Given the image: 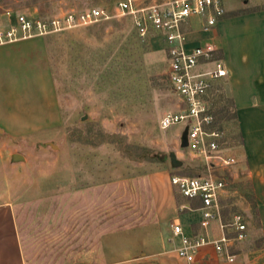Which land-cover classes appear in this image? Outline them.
<instances>
[{
    "label": "rangeland",
    "instance_id": "1",
    "mask_svg": "<svg viewBox=\"0 0 264 264\" xmlns=\"http://www.w3.org/2000/svg\"><path fill=\"white\" fill-rule=\"evenodd\" d=\"M119 1L0 0V27L7 24V10L47 17L102 5L111 16L40 36L55 90V109L48 113L55 114L29 135L7 134L0 127V197L15 202L27 264L151 262L163 224L150 176L163 169L187 176L206 173V160L182 145L185 126H161L166 112L184 106L170 86L162 41L154 33L139 37L131 16L118 9ZM154 1L162 0H136ZM23 82L18 77L15 110L30 98ZM39 90L37 100H48L43 82ZM208 99L213 128L222 133L220 149L226 152L239 137L224 80ZM222 167L215 166V173L229 177ZM228 187L223 218L231 222L240 214L246 224L244 237L235 236L229 252L239 254L240 264H264L250 186L234 180Z\"/></svg>",
    "mask_w": 264,
    "mask_h": 264
},
{
    "label": "crops",
    "instance_id": "2",
    "mask_svg": "<svg viewBox=\"0 0 264 264\" xmlns=\"http://www.w3.org/2000/svg\"><path fill=\"white\" fill-rule=\"evenodd\" d=\"M221 1L225 12L212 30H204V16H193L181 26L187 33L189 48L213 42L216 47L213 60H222L227 69L226 76L212 80L206 93L209 101L214 85L224 80L233 105L239 137L238 143L226 152L219 147L221 154L236 158L235 163L222 167L227 168L231 175L226 177L228 185L220 196V215L210 220L209 227H203L201 199L183 196L171 183V176L178 173L170 174L167 169L155 172L150 176V184L157 216L163 224L161 237L156 240L160 249L155 256L149 257L156 259L138 264H240L235 259L239 254L229 252V246L236 240L237 234L231 226L234 217L231 222H226L221 207L228 186L234 180L250 186L249 192L256 207L258 228L264 243V1L249 0L244 5L236 0ZM157 39L162 41L165 50L162 38ZM42 43L43 37L35 36L0 45V127L7 130V134H32L45 128L47 124H43V120H51V115L55 114L48 113L55 109V90ZM213 60L202 59L197 70L212 68ZM18 77L23 78L24 87H29L30 98L23 100L22 107L15 110L12 105L16 102ZM12 78H15L14 82L8 85L7 80ZM42 82L48 92V100L44 98L43 101L37 100L41 92L39 90L38 93L37 89L42 87ZM213 127V123L209 125V128L216 129ZM221 139L222 133L218 141ZM158 187H163V191H158ZM1 196L0 264H27L15 202L9 196ZM172 223H179L188 236L205 235L209 239H216L224 232L229 241L220 253L215 251L212 244L202 246L194 261L189 262L175 251L181 245V238L174 235ZM231 256L233 260H230ZM132 260L126 264H135Z\"/></svg>",
    "mask_w": 264,
    "mask_h": 264
},
{
    "label": "built area",
    "instance_id": "3",
    "mask_svg": "<svg viewBox=\"0 0 264 264\" xmlns=\"http://www.w3.org/2000/svg\"><path fill=\"white\" fill-rule=\"evenodd\" d=\"M118 9L122 14L131 16L139 37L151 38L154 33V36L161 37L165 44L168 80L184 106L177 111L166 112L161 119V126L167 128L183 124L188 127L187 148L206 160L207 169L204 175L173 174L171 183L183 196L201 199V225L207 228L210 220L220 215V196L228 185L226 176L215 173L214 167L228 166L236 162L234 156L219 152L218 139L221 132L209 128L213 123V116L210 112L211 105L206 99L212 80L226 76L227 69L222 60H213V51L216 49L213 42L189 48L187 33L181 26L193 16H204V30H212L225 12L222 1L165 0L143 4L137 3L136 0H121ZM4 14L7 24L0 27V44L88 26L111 17L107 8L102 5H93L81 11H69L58 16H27L10 10ZM202 59L213 60L214 66L202 71L197 70ZM231 226L235 228L236 238L242 239L246 224L240 214L234 216ZM221 227L225 228V225L221 224ZM172 230L174 235L181 238V245L176 250L178 256L189 262L194 261L202 246L212 244L215 251L220 253L229 241L224 232L216 239H209L205 235L188 236L184 234L179 223H172ZM230 260H233L232 256Z\"/></svg>",
    "mask_w": 264,
    "mask_h": 264
},
{
    "label": "water",
    "instance_id": "4",
    "mask_svg": "<svg viewBox=\"0 0 264 264\" xmlns=\"http://www.w3.org/2000/svg\"><path fill=\"white\" fill-rule=\"evenodd\" d=\"M185 130L188 132V127H185ZM182 145L184 146V147H187V145H188V135L185 137V136H182Z\"/></svg>",
    "mask_w": 264,
    "mask_h": 264
},
{
    "label": "trees",
    "instance_id": "5",
    "mask_svg": "<svg viewBox=\"0 0 264 264\" xmlns=\"http://www.w3.org/2000/svg\"><path fill=\"white\" fill-rule=\"evenodd\" d=\"M137 33V32H136Z\"/></svg>",
    "mask_w": 264,
    "mask_h": 264
}]
</instances>
